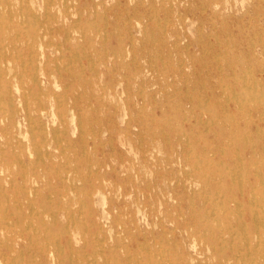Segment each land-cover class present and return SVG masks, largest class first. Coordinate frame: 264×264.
I'll list each match as a JSON object with an SVG mask.
<instances>
[{"label":"rangeland","instance_id":"1","mask_svg":"<svg viewBox=\"0 0 264 264\" xmlns=\"http://www.w3.org/2000/svg\"><path fill=\"white\" fill-rule=\"evenodd\" d=\"M160 1L0 0V264H220L207 228L236 226L244 190L212 164L257 184L264 202V1ZM254 225L260 253L233 264H264V222Z\"/></svg>","mask_w":264,"mask_h":264},{"label":"bare ground","instance_id":"2","mask_svg":"<svg viewBox=\"0 0 264 264\" xmlns=\"http://www.w3.org/2000/svg\"><path fill=\"white\" fill-rule=\"evenodd\" d=\"M6 1V0H5ZM8 1V0H7ZM45 1H47V0H45ZM71 0H69V2H70ZM79 1V0H78ZM131 1V0H130ZM164 1V0H163ZM162 1V2H163ZM264 1V0H263ZM22 2V1H21ZM29 2V1H28ZM49 2V1H48ZM48 2H46V4L45 5H49L50 3H48ZM68 2V1H67ZM73 2V1H72ZM161 2V1H160ZM161 2V3H162ZM52 3V2H51ZM125 3V2H124ZM128 3V2H127ZM172 3V1L169 3V4H171ZM29 4V3H28ZM86 4V3H85ZM118 4V3H117ZM173 4V3H172ZM261 4V3H260ZM3 5V4H2ZM5 5V4H4ZM95 6L94 7H96V4H94ZM161 5V4H160ZM22 6V5H21ZM20 6V7H21ZM99 6V5H98ZM263 6V5H262ZM75 7V6H74ZM157 7V6H156ZM168 7V6H167ZM5 8V7H4ZM22 8V7H21ZM32 8V7H31ZM65 8V7H64ZM71 8V7H70ZM80 8V7H79ZM105 8V7H104ZM158 8V7H157ZM207 8V7H206ZM259 8V7H258ZM261 8V7H260ZM30 9V8H29ZM33 9V8H32ZM52 9V8H51ZM55 9V8H54ZM66 9V8H65ZM136 9V8H135ZM134 9V10H135ZM8 10H10V9H8ZM8 10H7V12H8ZM27 10V9H26ZM26 10H25V13H26ZM59 10V9H58ZM84 10H85V8H84ZM104 10V9H103ZM125 10H126V8H125ZM12 10H10V12H11ZM21 11V10H20ZM27 11H29V10H27ZM64 11V10H63ZM77 11H79V10H77ZM97 11V10H96ZM155 11V10H154ZM170 11V10H169ZM16 12V11H15ZM32 12V11H31ZM30 12V13H31ZM34 12V11H33ZM32 12V13H33ZM56 12V11H55ZM60 12V11H59ZM80 12V11H79ZM107 12V11H106ZM105 12V13H106ZM126 12H127V10H126ZM35 13V12H34ZM41 13V12H40ZM67 13V12H66ZM68 13H70L69 11H68ZM117 13H118V11H117ZM16 14V13H15ZM36 14V13H35ZM49 14V13H48ZM54 14V13H53ZM57 14V13H56ZM82 14V13H81ZM31 15H33V14H31ZM37 15V14H36ZM38 15H40V14H38ZM50 15V14H49ZM69 15V14H68ZM165 15V14H164ZM44 16V15H43ZM53 16V15H52ZM59 16V15H58ZM70 16V15H69ZM131 16V15H130ZM168 16V15H167ZM4 17V16H3ZM37 17H39V16H37ZM61 17V16H60ZM156 17V16H155ZM166 16H164V18H165ZM169 17V16H168ZM193 17V16H192ZM5 18H7V16L5 15ZM9 18H11V17H9ZM23 18V17H22ZM34 18V17H33ZM44 18V17H43ZM53 18H56V17H53ZM99 18H100V16H99ZM119 18V17H118ZM132 18V17H131ZM41 19V18H40ZM51 19V18H50ZM188 19V18H187ZM198 19H200V18H198ZM28 20V19H27ZM39 20V19H38ZM37 20V21H38ZM45 20V19H44ZM44 20H43V22H44ZM55 20V19H54ZM73 20H75V19H73ZM77 20H78V18H77ZM116 20H117V18H116ZM24 21V20H23ZM22 20H21V23L23 22ZM42 21V20H41ZM40 21V22H41ZM47 21V20H46ZM50 21V20H49ZM52 21V20H51ZM227 21V20H226ZM29 22V21H28ZM33 22V21H32ZM75 22V21H74ZM76 22H78V21H76ZM260 22V21H259ZM2 23V22H1ZM9 23V22H8ZM52 23H54V22H52ZM79 23H80V21H79ZM203 23V22H202ZM41 24V23H40ZM46 24V23H45ZM165 24V23H164ZM163 24V25H164ZM213 24V23H212ZM257 24V23H256ZM9 25V24H8ZM32 25H34L33 23H32ZM47 25V24H46ZM78 25V24H77ZM82 25V24H81ZM94 25V24H93ZM107 25V24H106ZM118 25V24H117ZM217 25V24H216ZM258 25H260V24H258ZM6 26H7V24H6ZM15 26V25H14ZM28 26V25H27ZM35 26V25H34ZM42 26V25H41ZM40 26V27H41ZM48 26H49V24H48ZM51 26V25H50ZM49 26V27H50ZM71 26V25H70ZM74 26H76V25H74ZM131 26V25H130ZM139 26H140V24H139ZM200 26V25H199ZM201 26H204V23H203V25H201ZM212 26V25H211ZM245 26V25H244ZM249 26V25H248ZM255 26V25H254ZM5 27V26H4ZM10 27V26H9ZM17 27V26H16ZM24 28H25V26H23ZM69 27V26H68ZM164 27V26H163ZM260 27V26H259ZM259 27H257V30H258V28ZM0 28H2V26L0 27ZM42 28V27H41ZM45 28V27H44ZM56 28V27H55ZM59 28V27H58ZM80 28V27H79ZM97 28V27H96ZM101 28V27H100ZM36 29V28H35ZM49 29V28H48ZM77 29H78V27H77ZM201 29V28H200ZM199 29V30H200ZM216 29H217V26H216ZM227 29V28H226ZM225 29V30H226ZM7 30V29H6ZM10 30V29H9ZM26 30V29H25ZM30 30V29H29ZM28 30V31H29ZM50 30H51V28H50ZM60 30V29H59ZM68 30V29H67ZM100 30V29H99ZM160 30V29H159ZM261 30H262V28H261ZM16 31H17V28H16ZM37 31H38V29H37ZM69 31H70V28H69ZM76 31H78V30H76ZM263 31V30H262ZM262 31H261V33H262ZM23 32H25V31H23ZM80 32V31H79ZM84 32V31H83ZM83 32L81 33V34H83ZM237 32H240V31H237ZM259 32V31H258ZM4 33V32H3ZM7 33V32H6ZM6 33H5V35H6ZM26 33V32H25ZM72 32H70V34H71ZM145 33V32H144ZM203 33V32H202ZM15 34H17V33H15ZM19 34H20V31H19ZM34 34V33H33ZM44 34V33H43ZM69 34V35H70ZM77 34V33H76ZM179 34V33H178ZM213 34V33H212ZM211 34V35H212ZM218 34V33H217ZM233 34V33H232ZM260 34V33H259ZM26 35V34H25ZM29 35V34H28ZM202 35V34H201ZM208 35V34H207ZM207 35H205V36H207ZM210 35V36H211ZM247 35V34H246ZM8 36V35H7ZM6 36V37H7ZM30 36V35H29ZM33 36V35H32ZM39 36V35H38ZM147 36V35H146ZM178 36V35H177ZM200 36V35H199ZM198 36V37H199ZM203 36H204V34H203ZM213 36V35H212ZM233 36H234V34H233ZM250 36V35H249ZM1 37H3V36H1ZM27 37V36H26ZM43 37V36H42ZM53 37H54V35H53ZM202 37V36H201ZM209 37V36H208ZM215 37V36H214ZM220 37V36H219ZM19 38V37H18ZM22 38V37H21ZM80 38V37H79ZM207 38V37H206ZM240 38H242V37H240ZM246 38V37H245ZM251 38V37H250ZM6 39V38H5ZM32 38H30V40H31ZM43 39V38H42ZM94 39V38H93ZM158 39V38H157ZM205 39V38H204ZM254 39V38H253ZM260 39V38H259ZM263 40H264V38H262ZM7 40V39H6ZM27 40V39H26ZM29 40V39H28ZM34 40V39H33ZM199 40H201L200 38H199ZM198 40V41H199ZM220 40H221V38H220ZM17 41H18V39H17ZM51 41V40H50ZM70 41V40H69ZM143 41V40H142ZM256 41H257V39H256ZM35 42H36V40H35ZM35 42H34V44H35ZM37 42H39V41H37ZM247 42V41H246ZM52 43H54V42H52ZM61 43V42H60ZM60 43H58V44H60ZM199 43V42H198ZM202 43V42H201ZM200 43V44H201ZM209 43V42H208ZM49 44V43H48ZM57 44V45H58ZM88 44H89V42H88ZM142 44H143V42H142ZM166 44V43H165ZM204 44V43H203ZM233 44H234V42H233ZM264 44V43H263ZM27 45V44H26ZM60 45H62V43L60 44ZM144 45V44H143ZM190 45V44H189ZM188 44L186 45V46H189ZM212 45H213V43H212ZM241 44H239V46H240ZM262 45V44H261ZM2 46V45H1ZM31 46V45H30ZM39 46V45H38ZM46 46H48V45H46ZM45 46V47H46ZM225 46V45H224ZM264 46V45H263ZM18 47V46H17ZM59 47V46H58ZM79 47V46H78ZM89 47V46H88ZM211 47V46H210ZM237 47V46H236ZM47 48V47H46ZM123 48V47H122ZM207 48V47H206ZM212 48V47H211ZM16 49V48H15ZM33 49V48H32ZM38 49H40V48H38ZM205 49V48H204ZM1 50V49H0ZM171 50V49H170ZM222 50V49H221ZM62 51V50H61ZM73 51V50H72ZM95 51V50H94ZM105 51H106V49H105ZM121 51V50H120ZM226 51V50H225ZM244 51V50H243ZM249 51V50H248ZM8 51H6V53H7ZM18 52V51H17ZM20 52V51H19ZM180 52V51H179ZM253 52V51H252ZM4 53V52H3ZM41 53V52H40ZM91 53V52H90ZM95 53V52H94ZM127 53V52H126ZM129 53V52H128ZM228 53V52H227ZM254 53H255V51H254ZM8 54V53H7ZM7 54H6V56H7ZM33 54V53H32ZM36 54H37V52H36ZM77 54V52L75 53V55ZM82 54V53H81ZM92 54V53H91ZM215 54V53H214ZM217 54H218V52H217ZM216 54V55H217ZM222 54V53H221ZM229 54V53H228ZM253 54V53H252ZM23 55V54H22ZM30 55V54H29ZM62 55V54H61ZM60 55V56H61ZM64 55V54H63ZM66 55V54H65ZM150 55V54H149ZM161 55V54H160ZM212 55H213V53H212ZM1 56V55H0ZM5 56V55H4ZM17 56V55H16ZM37 56V55H36ZM39 56V55H38ZM71 57L73 56V54L72 55H70ZM82 56V55H81ZM80 56V57H81ZM86 56H88V55H86ZM91 56V55H90ZM99 56V55H98ZM126 56V55H125ZM151 56V55H150ZM172 56V55H171ZM192 56H193V54H192ZM195 56V55H194ZM193 56V57H194ZM234 56V55H233ZM236 56V55H235ZM250 56V55H249ZM254 56V55H253ZM253 56H251V57H253ZM258 56V55H257ZM3 57V56H2ZM33 57V56H32ZM56 57V56H55ZM59 57V56H58ZM58 57H57V59H58ZM66 57V56H65ZM68 57V56H67ZM84 57V56H83ZM164 57V56H163ZM237 57V56H236ZM245 57V56H244ZM19 58H21V57H19ZM40 58V57H39ZM39 58H37V59H39ZM63 58H64V56H63ZM180 58V57H179ZM224 58V57H223ZM235 58V57H234ZM239 58V57H238ZM257 58V57H256ZM255 58V59H256ZM264 58V57H263ZM15 59H16V57H15ZM25 59V58H24ZM47 59H48V57H47ZM56 59V58H55ZM68 59H69V57H68ZM81 59V58H80ZM92 59V58H91ZM90 59V60H91ZM98 59H99V57H98ZM164 59H165V57H164ZM230 59V58H229ZM243 59H245V58H243ZM242 59V60H243ZM53 60V59H52ZM73 60V59H72ZM82 60V59H81ZM88 60V59H87ZM94 60V59H93ZM180 60H181V58H180ZM179 60V61H180ZM206 60V59H205ZM210 60V59H209ZM209 60H207V61H209ZM235 60V59H234ZM249 60H251L250 58H249ZM6 61V60H5ZM39 61V60H38ZM42 61V60H41ZM48 61V60H47ZM60 61V60H59ZM66 61V60H65ZM92 61V60H91ZM98 61V60H97ZM226 61V60H225ZM246 61V60H245ZM24 62V61H23ZM58 62V61H57ZM167 62V61H166ZM248 62H250V61H248ZM260 62H262L261 60H260ZM30 63V62H29ZM56 63V62H55ZM74 63H76V62H74ZM78 63V62H77ZM156 63V62H155ZM171 63H173L172 61H171ZM202 63V62H201ZM217 63V62H216ZM223 63V62H222ZM13 64H14V62H13ZM82 64V63H81ZM90 64V63H89ZM208 64V63H207ZM213 64V63H212ZM242 64V63H241ZM259 64V63H258ZM36 65H37V63H36ZM40 65V64H39ZM68 65V64H67ZM203 65H204V63H203ZM205 65H206V61H205ZM252 65V64H251ZM15 66V65H14ZM22 67H23V64L21 65ZM45 66V65H44ZM59 66H60V64H59ZM66 66V65H65ZM89 66V65H88ZM222 66V65H221ZM231 66H232V64H231ZM234 66H236V65H234ZM247 66V65H246ZM8 67V66H7ZM17 67V66H16ZM15 67V68H16ZM54 67H56V66H54ZM67 67V66H66ZM74 67V66H73ZM263 67V66H262ZM262 67H260V68H262ZM26 68H27V66H26ZM38 68H39V66H38ZM37 68V69H38ZM80 68H82V66L80 67ZM90 68H93V67H89V69ZM167 68V67H166ZM219 68V67H218ZM228 68H229V66H228ZM231 68V67H230ZM235 68V67H234ZM247 68V67H246ZM252 68V67H251ZM17 69H18V67H17ZM17 69H15V70H17ZM33 69V68H32ZM53 69H55V68H53ZM67 69V71H70V70H68V68H66ZM232 69V68H231ZM245 69V68H244ZM243 69V70H244ZM6 70V69H5ZM34 70V69H33ZM84 70V69H83ZM93 70V69H92ZM247 70V69H246ZM37 71V70H36ZM231 71H233V70H231ZM245 71V70H244ZM6 72H7V70H6ZM21 72V71H20ZM53 72H54V70H53ZM61 72V71H60ZM97 72H98V70H97ZM263 72H264V70H263ZM16 73V72H15ZM22 73V72H21ZM27 73V72H26ZM38 73V72H37ZM59 73V72H58ZM70 73H72V72H70ZM210 73V72H209ZM220 73V72H219ZM229 73V72H228ZM235 73V72H234ZM233 73V74H234ZM258 73V72H257ZM262 73V72H261ZM5 74V73H4ZM14 74V73H13ZM157 74H158V71H157ZM185 74H187V72L185 73ZM200 74V73H199ZM247 74V73H246ZM252 74H253V72H252ZM3 75V74H2ZM7 75V74H6ZM21 75V74H20ZM61 75V74H60ZM243 75H244V73H243ZM254 75V74H253ZM252 75V76H253ZM16 76V75H15ZM22 76V75H21ZM27 76V75H26ZM73 76L75 77V75L73 74ZM223 76V75H222ZM227 76V75H226ZM233 76V75H232ZM6 77V76H5ZM8 77V76H7ZM13 77H14V75H13ZM31 77H32V75H31ZM70 77V76H69ZM186 77H188V76H186ZM194 77H195V75H194ZM204 77V76H203ZM221 77V76H220ZM228 77V76H227ZM250 77V76H249ZM176 78V77H175ZM191 78V77H190ZM214 78V77H213ZM243 78V77H242ZM258 78V77H257ZM260 78V77H259ZM36 79H38V77L36 76V74H34L33 75V79L32 80H36ZM56 79V78H55ZM220 80H221V78H220ZM261 80V79H260ZM23 81H24V79H23ZM23 81H20V83L21 82H23ZM37 81V80H36ZM57 81V80H56ZM75 81V80H74ZM199 81V80H198ZM204 81V80H203ZM243 81H244V79H243ZM242 81V82H243ZM249 81V80H248ZM254 81H256V80H254ZM44 82V81H43ZM188 82H189V80H188ZM221 82V81H220ZM251 82V81H250ZM11 82H9V84H10ZM25 83V82H24ZM71 83V82H70ZM208 83V82H207ZM244 83V82H243ZM252 83V82H251ZM43 84V83H42ZM57 84V83H56ZM185 84H186V81H185ZM204 84V83H203ZM219 84V83H218ZM223 84V83H222ZM231 83H229V85H230ZM8 85V84H7ZM23 85V84H22ZM68 85H69V83H68ZM67 85V86H68ZM176 85V84H175ZM226 85V84H225ZM228 85V84H227ZM235 85V84H234ZM249 85V84H248ZM9 86V85H8ZM8 86H6V87H8ZM146 86V85H145ZM144 86V87H145ZM167 86V85H166ZM205 86H206V84H205ZM220 86V85H219ZM231 86V85H230ZM10 87H12L11 85H10ZM23 87V86H22ZM25 88H26V86H24ZM84 87V86H83ZM224 87V86H223ZM228 87V86H227ZM226 87V88H227ZM234 87V86H233ZM249 87V86H248ZM21 88V87H20ZM29 87H27L25 90H27ZM63 88V87H62ZM74 88H76V87H74ZM193 88H195V87H193ZM219 88V87H218ZM217 88V89H218ZM43 89V88H42ZM64 89V88H63ZM181 89V88H180ZM211 89V88H210ZM45 91L47 90V89H44ZM43 90V91H44ZM55 90V89H54ZM173 90H175V89H173ZM247 90H249V89H247ZM28 91V90H27ZM39 91V90H38ZM43 91H42V93H43ZM157 91V90H156ZM177 91V90H176ZM223 91V90H222ZM227 91H228V89H227ZM226 91V92H227ZM259 91H261V90H259ZM160 92V91H159ZM189 92V91H188ZM229 92V91H228ZM227 92V93H228ZM233 92V91H232ZM244 92V91H243ZM9 93V92H8ZM53 93H55V92H53ZM104 93V92H103ZM124 93V92H123ZM190 93V92H189ZM188 93V94H189ZM237 93V92H236ZM251 93V92H250ZM254 93V92H253ZM10 95H11V93H9ZM24 94H25V92H24ZM30 94V93H29ZM46 94V93H45ZM222 94V93H221ZM260 94V93H259ZM9 95V96H10ZM26 95V94H25ZM34 95V94H33ZM39 95V94H38ZM43 95H44V93H43ZM53 95V94H52ZM66 95H67V93H66ZM103 95V94H102ZM124 94H122V96H123ZM156 95V94H155ZM216 95V94H215ZM228 95V94H227ZM233 95V94H232ZM247 95V94H246ZM251 95V94H250ZM3 96V95H2ZM12 96V95H11ZM101 96V95H100ZM143 96V95H142ZM201 96V95H200ZM222 96V95H221ZM240 96V95H239ZM242 96V95H241ZM256 96V95H255ZM260 96V95H259ZM262 96H263V94H262ZM40 97H42V95H40ZM57 97V96H56ZM76 97V96H75ZM220 97V96H219ZM227 97V96H226ZM250 97V96H249ZM253 97V96H252ZM257 97V96H256ZM1 98V97H0ZM38 98V97H37ZM49 98V97H48ZM47 98V99H48ZM153 98H155V97H153ZM209 98V97H208ZM215 98V97H214ZM65 99V98H64ZM63 99V100H64ZM67 99V98H66ZM217 99V98H216ZM243 99V98H242ZM253 99H254V101H258V99L259 98H255V97H253ZM2 100V99H1ZM26 100V99H25ZM28 100V99H27ZM26 100V101H27ZM40 100V99H39ZM155 100V99H154ZM223 100V99H222ZM221 100V101H222ZM249 100V99H248ZM247 100V101H248ZM260 100V99H259ZM3 101V100H2ZM34 101V100H33ZM42 101V100H41ZM233 101V100H232ZM254 101H252V102H254ZM264 101V100H263ZM262 101V102H263ZM7 102V101H6ZM5 102V103H6ZM43 102V101H42ZM41 102V103H42ZM191 102V101H190ZM9 103V102H8ZM40 103V102H39ZM145 103V102H144ZM226 103V102H225ZM256 103V102H255ZM25 104H26V102H25ZM43 104V103H42ZM50 104H51V101H50ZM19 105V104H18ZM65 105V104H64ZM68 105V104H67ZM178 105H180V104H178ZM224 105V104H223ZM222 105V106H223ZM237 105V104H236ZM247 105H248V103H247ZM256 105V104H255ZM254 105V106H255ZM261 105V104H260ZM59 105H57V107H58ZM249 106V105H248ZM53 108H54V106H52ZM51 107V108H52ZM5 108V107H4ZM18 108V107H17ZM52 108V109H53ZM144 108H146V107H144ZM144 108H141V109H144ZM154 108V107H153ZM152 108V109H153ZM155 108H156V105H155ZM213 108V107H212ZM250 108H252V107H250ZM6 109V108H5ZM64 109H66V108H64ZM73 109H75V107L73 106ZM140 109V110H141ZM224 109V108H223ZM18 110H19V108H18ZM40 112H43L44 110H45V107H43V108H39L38 109ZM53 111V110H52ZM214 111H215V108H214ZM8 112V111H7ZM60 112V114L63 116L65 113H63V110L62 109H59V111H58V113ZM126 112V111H125ZM223 112V111H222ZM30 113V112H29ZM185 114V113H184ZM230 114V113H229ZM10 115H11V113H10ZM40 115V114H39ZM39 115H38V117H39ZM233 115H234V113H233ZM28 116V115H27ZM31 116V115H30ZM91 116V115H90ZM207 116V115H206ZM228 116V115H227ZM10 117H12V116H10ZM200 117H202V116H200ZM261 117V116H260ZM2 118V117H1ZM29 118V117H28ZM73 118H75V117H73ZM218 118V117H217ZM228 118V117H227ZM3 119V118H2ZM1 119V120H2ZM39 119H41V118H39ZM62 119V118H61ZM185 119V118H184ZM184 119H183V121H184ZM191 119V118H190ZM214 119V118H213ZM228 119H230V118H228ZM231 119H232V117H231ZM243 119V118H242ZM262 119V118H261ZM6 120V119H5ZM34 120V119H33ZM219 120V119H218ZM37 121V120H36ZM196 121V120H195ZM229 121V120H228ZM3 122V121H2ZM41 122V121H40ZM62 122V121H61ZM75 122V121H74ZM206 122V121H205ZM204 122V123H205ZM234 122H235V120H234ZM239 122V121H238ZM247 122V121H246ZM217 123V122H216ZM229 123H231L230 121H229ZM236 123V122H235ZM245 123V122H244ZM19 124V123H18ZM45 124V123H44ZM55 124V123H54ZM129 124V123H128ZM208 124V123H207ZM232 124V123H231ZM35 125H36V123H35ZM41 126V125H40ZM38 127L39 129L41 128V127ZM59 126V125H58ZM219 126V125H218ZM256 126H258V125H256ZM16 127V126H15ZM26 127V126H25ZM93 127V126H92ZM239 126H237V128H238ZM244 127V126H243ZM248 127V126H247ZM36 128V127H35ZM34 128V129H35ZM37 128V129H38ZM129 128V130H130V126L128 127ZM205 128V127H204ZM224 128V127H223ZM5 129V128H4ZM49 129V128H48ZM54 129V128H53ZM207 129V128H206ZM219 129H221V128H219ZM243 129V128H242ZM15 130V129H14ZM64 130H66L65 128H64ZM63 130V131H64ZM149 130V129H148ZM247 130V129H246ZM30 131V130H29ZM67 131V130H66ZM261 132V131H260ZM8 133V132H7ZM46 133H47V131H46ZM153 133H154V130H153ZM217 133V132H216ZM263 133V132H262ZM63 134H65V133H63ZM62 134V135H63ZM69 134V133H68ZM149 134V133H148ZM38 135V134H37ZM43 135H44V133H43ZM230 135V134H229ZM242 135V134H241ZM243 135H244V132H243ZM23 136V135H22ZM21 136V137H22ZM28 136V135H27ZM60 136V135H59ZM155 136V135H154ZM153 136V137H154ZM225 136V135H224ZM238 136H240V135H238ZM17 137V136H16ZM222 137V136H221ZM241 137V136H240ZM245 137V136H244ZM243 137V138H244ZM253 137V136H252ZM2 138V137H1ZM43 138H45L44 136H43ZM112 138V137H111ZM144 138V137H143ZM199 138V137H198ZM243 138L241 139V140H243ZM2 139H4V138H2ZM60 139V138H59ZM58 139V140H59ZM64 139V138H63ZM100 139V138H99ZM187 139H188V137H187ZM204 139V138H203ZM239 139V138H238ZM252 139V138H251ZM258 139V138H257ZM256 139V140H257ZM16 140H18V139H16ZM60 140H62V139H60ZM101 140V139H100ZM22 141V140H21ZM66 141V140H65ZM68 141V140H67ZM184 141H186V140H184ZM189 141V140H188ZM187 141V142H188ZM237 141V140H236ZM240 140H238V142H239ZM245 141V140H244ZM18 142V141H17ZM100 142V141H99ZM128 142V141H127ZM241 142V141H240ZM247 142V141H246ZM36 143V142H35ZM101 143V142H100ZM140 143V142H139ZM21 144V143H20ZM58 144V143H57ZM211 144V143H210ZM252 144H254V143H252ZM256 144V143H255ZM62 145H63V143H62ZM69 145H70V143H69ZM188 145V144H187ZM23 146V145H22ZM21 145H20V147H22ZM40 146V145H39ZM71 146V145H70ZM205 146V145H204ZM229 146H231V145H229ZM253 146V145H252ZM35 147V146H34ZM57 147H58V145H57ZM74 147H76V146H74ZM1 148V147H0ZM15 148V147H14ZM47 148V147H46ZM64 148V147H63ZM211 148V147H210ZM41 150H42V148H40ZM39 149V150H40ZM63 150V149H62ZM30 151V150H29ZM34 151H35V149H34ZM196 151V150H195ZM40 152V151H39ZM49 152V151H48ZM128 152V151H127ZM135 152V151H134ZM245 152V151H244ZM16 153V152H15ZM47 153V152H46ZM221 153H224V151H220L219 149L215 152V154H221ZM238 153V152H237ZM39 154V153H38ZM190 154H192V153H190ZM259 154V153H258ZM196 155V154H195ZM51 156H52V154H51ZM197 156V155H196ZM234 156H236V155H234ZM254 156V155H253ZM19 157V156H18ZM32 157V156H31ZM121 157V156H120ZM135 157V156H134ZM199 157V156H198ZM255 157V156H254ZM151 158H153V157H151ZM242 158V157H241ZM121 159H123V157H121ZM200 159V158H199ZM233 159H234V157H233ZM35 160V159H34ZM258 160V159H257ZM15 161V160H14ZM17 161V160H16ZM22 161V160H21ZM20 161V162H21ZM71 161V160H70ZM200 161H201V159H200ZM221 161H222V159H221ZM226 161V160H225ZM54 163V162H53ZM202 163L205 165V166H207V167H210L211 168V165H210V162L208 161V159H206V160H203L202 159ZM201 163V164H202ZM235 163V162H234ZM237 163H240V162H237ZM245 163V162H244ZM243 163V164H244ZM254 163H255V161H254ZM24 164V163H23ZM8 165V164H7ZM90 165V164H89ZM92 165V164H91ZM90 165V166H91ZM99 165V164H98ZM175 165V164H174ZM225 165H227V164H225ZM238 165V164H237ZM61 166V165H60ZM64 166H65V164H64ZM76 166V165H75ZM236 166V165H235ZM240 166V165H239ZM5 167V166H4ZM34 167V166H33ZM42 167V166H41ZM101 167V166H100ZM212 167H213V172H214V174H216L217 176H219V177H221V178H230L231 180H232V183H231V185H230V189L231 188H233V187H236L237 188V185H239V183L241 184V186H242V190H244V191H242V192H244L243 193V195H242V197H241V199L239 200H235V202L240 206V207H243V209L241 210V208L240 207H236V210H234V211H238L239 213H240V218H238L237 219V223H236V226L235 227H232L231 225H227V226H224V227H221L222 226V224H220V223H218L217 224V226L216 227H214L215 226V224L212 222L211 224H209V228H207V230L208 231H211V230H214L215 232H216V234H215V236H212V238L211 239H208L207 238V242L206 243H208V247L209 248H211V247H215V249H213V254L215 255V258L216 259H218L219 260V262H220V264H233V263H235L236 262V259L238 258V257H247V256H251V255H254V254H259L260 253V250L258 249H256L255 248V246L253 245L254 244V242L256 243V239L258 238V235H259V232H258V230H257V228H256V226L254 225V224H259V223H263L264 222V202H259L258 200H257V196L255 197L254 195H256L255 194V186L257 185V184H255L254 182H250V181H246L245 180V182L244 181H242V178H239V177H241L242 175L240 174V176H237L238 175V173H237V175L235 176L233 173H231L230 172V170L229 171H227L226 169L228 168L227 166V168L226 169H223V168H220L217 164H212ZM241 167H242V165H241ZM254 167H256L255 165H254ZM28 168V167H27ZM35 168V167H34ZM70 168V167H69ZM92 168V167H91ZM99 168V167H98ZM236 168V167H235ZM258 168V167H257ZM256 168V169H257ZM51 169V168H50ZM49 169V170H50ZM93 169V168H92ZM171 169V168H170ZM197 169V168H196ZM238 169V168H237ZM14 170V169H13ZM54 170V169H53ZM58 170V169H57ZM107 170V169H106ZM115 170V169H114ZM138 170V169H137ZM167 170H169V169H167ZM261 170V169H260ZM27 171V170H26ZM95 171H96V169H95ZM232 171H233V169H232ZM257 171V170H256ZM258 171H259V169H258ZM57 172V171H56ZM67 172H69V171H67ZM89 172H91V171H89ZM187 172H189V171H187ZM242 172V171H241ZM92 173V172H91ZM101 173V172H100ZM168 173V172H167ZM212 173V172H211ZM15 174V173H14ZM18 174V173H17ZM58 174V173H57ZM90 174V173H89ZM185 174V173H184ZM0 175H2V174H0ZM19 175H21V173L19 174ZM24 175V174H23ZM26 175V174H25ZM28 175V174H27ZM100 175V174H99ZM98 175V176H99ZM246 175V174H245ZM255 175V174H254ZM8 176H9V174H8ZM62 176V175H61ZM131 176V175H130ZM261 176H263V175H261ZM3 177V176H2ZM67 177V176H66ZM129 177V176H128ZM174 177V176H173ZM210 177V176H209ZM234 177V178H233ZM246 177H248V176H246ZM260 177V176H259ZM13 178V177H12ZM15 178V177H14ZM28 178V177H27ZM26 178V179H27ZM130 178V177H129ZM179 178V177H178ZM23 179V178H22ZM33 179V178H32ZM62 179V178H61ZM234 179V180H233ZM261 179H262V177H261ZM11 180V179H10ZM16 180V179H15ZM36 180V179H35ZM181 180H183V179H181ZM14 181V180H13ZM29 181V180H28ZM27 181V182H28ZM105 181V180H104ZM172 181V180H171ZM177 181V180H176ZM184 181V180H183ZM195 181V180H194ZM207 181V180H206ZM204 181V183H205V185H207V184H209V182L207 181ZM76 182V181H75ZM149 182V181H148ZM4 183V182H3ZM13 183V182H12ZM18 183V182H17ZM24 183V182H23ZM104 183V182H103ZM124 183H125V181H124ZM150 183V182H149ZM157 183V182H156ZM172 183H173V181H172ZM185 183V182H184ZM262 183H264V182H262ZM69 184V183H68ZM77 184V183H76ZM160 184V183H159ZM2 185V184H1ZM83 185V184H82ZM146 185H148V184H146ZM163 185V184H162ZM120 186V185H119ZM10 187H12V186H10ZM23 187V186H22ZM21 187V188H22ZM52 186H50V188H51ZM19 188H20V186H19ZM27 188V187H26ZM31 188V187H30ZM36 188V187H35ZM34 188V189H35ZM49 188V189H50ZM183 188H184V186H183ZM222 188V187H221ZM224 191H227L228 190V188H227V190H225L226 188H222ZM234 189V188H233ZM1 190V189H0ZM17 190V189H16ZM23 190V189H22ZM29 190V189H28ZM38 190V189H37ZM130 190V189H129ZM4 191V190H3ZM18 191V190H17ZM264 191V190H263ZM6 192V191H5ZM24 192V191H23ZM28 192V191H27ZM33 192H34V190H33ZM36 192H38V191H36ZM57 192V191H56ZM75 192V191H74ZM129 192V191H128ZM204 192V191H203ZM1 193V192H0ZM7 193V192H6ZM17 193V192H16ZM28 193H30V192H28ZM35 193V192H34ZM90 193V192H89ZM92 193V192H91ZM12 194V193H11ZM31 194V193H30ZM40 194V193H39ZM217 194V193H216ZM222 194V193H221ZM257 194H258V192H257ZM9 195V194H8ZM49 195H50V193H49ZM193 195V194H192ZM10 196V195H9ZM16 196V195H15ZM46 196V195H45ZM113 196V195H112ZM137 196V195H136ZM190 196V195H189ZM259 196H261V195H259ZM12 197V196H11ZM14 197V196H13ZM12 197V198H13ZM25 197V196H24ZM35 197V196H34ZM53 197V196H52ZM51 197V198H52ZM206 197H208V196H206ZM206 197H204L203 199H206L207 200V198ZM210 197V196H209ZM3 198H5V197H3ZM26 198V197H25ZM49 198V197H48ZM47 198V199H48ZM229 198V197H228ZM234 198V197H233ZM168 199V198H167ZM192 199V198H191ZM237 199V198H236ZM260 199V198H259ZM5 200H6V198H5ZM4 200V201H5ZM17 200H19V199H17ZM72 200V199H71ZM176 200V199H175ZM190 201H192V200H190ZM233 201V200H232ZM263 201V200H262ZM7 202V201H6ZM18 202V201H17ZM20 202V201H19ZM37 202V201H36ZM59 202V201H58ZM145 202V201H144ZM143 202V203H144ZM217 202V201H216ZM216 202L214 201V199L213 198H209V205H211V206H213V207H215L214 208V211H216V209H217V205H216ZM16 203V202H15ZM22 203V201L20 202V204ZM28 203V202H27ZM82 203V202H81ZM223 203V202H222ZM29 204V203H28ZM50 204V203H49ZM140 204V203H139ZM181 204V203H180ZM13 205V204H12ZM18 205V204H17ZM42 205V204H41ZM82 205V204H81ZM8 206V205H7ZM43 206V205H42ZM41 206V207H42ZM59 206V205H58ZM61 206H63V205H61ZM69 206V205H68ZM83 206V205H82ZM85 206H86V204H85ZM145 206V205H144ZM180 206V205H179ZM29 207V206H28ZM40 207V209H42ZM50 207V206H49ZM69 207H71V206H69ZM87 207V206H86ZM139 207V206H138ZM230 207V206H229ZM257 207H259V208H261V213H262V215L261 214H259V213H257ZM6 208V207H5ZM18 208V207H17ZM80 208H81V206H80ZM221 208H223V207H221ZM226 208V209H225ZM3 209H4V207H3ZM53 209V208H52ZM55 209V208H54ZM61 209H63V208H61ZM70 209V208H69ZM82 209V208H81ZM139 209V208H138ZM159 209V208H158ZM224 209H225V211L227 212V213H230V212H232L231 210H229V208H227V207H224ZM223 209V210H224ZM31 210V209H30ZM38 210V209H37ZM42 210H44V209H42ZM59 209H57V211H58ZM65 210H67V209H65ZM129 210V209H128ZM153 210H155V209H153ZM170 210V209H169ZM1 211V210H0ZM4 212H5V209L3 210ZM72 211V210H71ZM91 211V210H90ZM136 211V210H135ZM134 211V212H135ZM176 211V210H175ZM180 211V210H179ZM21 212V211H20ZM43 212V211H42ZM53 212V211H52ZM44 213V212H43ZM56 213H58V212H56ZM120 213V212H119ZM140 213V212H139ZM172 213V212H171ZM233 213V212H232ZM9 214V213H8ZM16 214V213H15ZM14 214V215H15ZM20 214V213H19ZM38 214V213H37ZM68 214V213H67ZM90 214V213H89ZM141 214V213H140ZM200 214V213H199ZM22 215H24L23 214V212H22ZM73 215V214H72ZM91 215V214H90ZM135 215V214H134ZM196 215V214H195ZM5 216V215H4ZM3 216V217H4ZM43 216V215H42ZM83 216V215H82ZM2 216H1V218H3ZM56 217V216H55ZM66 217H67V215H66ZM72 218H73V216H71ZM120 217V216H119ZM181 217V216H180ZM212 216H210V218H211ZM226 217H229L227 214H226ZM28 218V217H27ZM30 218V217H29ZM50 218V217H49ZM68 218V217H67ZM83 218H84V216H83ZM134 218H135V216H134ZM144 218V217H143ZM195 218V217H194ZM204 216H201V217H199V219H198V222H199V224H201L202 225V223H203V221H204ZM6 219V218H5ZM18 219V218H17ZM23 219V218H22ZM22 219H21V221L20 222H22ZM77 219V218H76ZM142 219V218H141ZM162 219V218H161ZM213 219V218H212ZM8 220H9V218H8ZM25 220V219H24ZM32 220V219H31ZM34 220H36V219H34ZM119 220V219H118ZM159 220H160V218H159ZM206 220V219H205ZM220 220V219H219ZM2 221V220H1ZM19 221V220H18ZM49 221H50V219H49ZM59 221H60V219H59ZM73 221H74V219H73ZM117 221V220H116ZM221 221V220H220ZM219 221V222H220ZM244 221V222H243ZM247 221H250L251 223H252V227H250V229H249V227L247 226ZM3 222V221H2ZM6 222H8L7 220H6ZM10 222V221H9ZM214 222L216 223L217 222V219L215 218L214 219ZM224 222V221H223ZM15 223V222H14ZM31 222L29 221V224H30ZM228 223H230L229 221H228ZM2 224V223H1ZM5 224V223H4ZM10 224V223H9ZM23 224V223H22ZM189 224V223H188ZM72 225H73V223H72ZM78 225V224H77ZM194 225V224H193ZM214 225V226H213ZM34 226V225H33ZM66 226V225H65ZM68 226V225H67ZM87 226V225H86ZM156 226V225H155ZM166 226V225H165ZM205 226H207V225H205ZM25 227V226H24ZM24 227H23V229H24ZM100 227H102V226H100ZM208 227V226H207ZM4 228H6V227H4ZM33 228V227H32ZM35 228V227H34ZM66 228H68V227H66ZM191 228V227H190ZM263 228V227H262ZM14 229V228H13ZM69 229V228H68ZM87 229V228H86ZM169 229V228H168ZM198 229H199V227H198ZM21 230V229H20ZM40 230V229H39ZM186 230V229H185ZM15 231V230H14ZM34 231V230H33ZM188 231H189V229H188ZM206 231V230H205ZM11 232V231H10ZM98 232V231H97ZM109 232V231H108ZM15 233V232H14ZM13 233V234H14ZM18 233V232H17ZM168 233V232H167ZM19 234V233H18ZM17 234V235H18ZM22 234V233H21ZM28 234V233H27ZM42 234V233H41ZM171 234V233H170ZM202 234V233H201ZM205 234V233H204ZM16 235V236H17ZM29 235V234H28ZM166 235H168V234H166ZM11 236H13V235H11ZM23 236V235H22ZM133 236V235H132ZM203 236V235H202ZM201 236V237H202ZM111 237V236H110ZM194 237V236H193ZM200 237V236H199ZM27 238V237H26ZM42 238V237H41ZM71 238V237H70ZM97 238V237H96ZM123 238V237H122ZM180 238V237H179ZM189 238V237H188ZM34 239H35V237H34ZM103 239V238H102ZM112 239V238H111ZM13 240V239H12ZM30 240V239H29ZM28 240V241H29ZM47 240V239H46ZM50 240V239H49ZM86 240V239H85ZM100 240V239H99ZM169 240V239H168ZM206 240V239H205ZM14 241V240H13ZM161 241V240H160ZM174 241V240H173ZM1 242V241H0ZM30 242V241H29ZM28 242V243H29ZM38 242V241H37ZM45 242V241H44ZM60 242V241H59ZM67 242H69L68 240H67ZM85 242V241H84ZM130 242V241H129ZM43 243V242H42ZM48 243V242H47ZM62 243V242H61ZM99 243V242H98ZM142 243V242H141ZM140 243V244H141ZM63 244V243H62ZM145 244V243H144ZM160 243H158V245H159ZM168 244V243H167ZM194 244V243H193ZM257 244V243H256ZM8 245V244H7ZM37 245V244H36ZM49 245V244H48ZM53 245V244H52ZM70 245V244H69ZM84 245V244H83ZM86 245V244H85ZM127 245V244H126ZM166 245V244H165ZM206 245V244H205ZM10 246H12V245H10ZM10 246H8L7 248H9ZM34 246V245H33ZM119 246V245H118ZM117 246V247H118ZM258 246V245H257ZM13 247V246H12ZM29 247V246H28ZM48 247V246H47ZM128 247V246H127ZM126 247V248H127ZM171 247H173V246H171ZM198 247V246H197ZM27 248V247H26ZM56 248V247H55ZM73 248V247H72ZM130 248V247H129ZM174 248V247H173ZM176 248V247H175ZM49 249V248H48ZM195 249H196V247H195ZM11 250V249H10ZM16 250V249H15ZM22 250H23V248H22ZM56 250V249H55ZM52 251H54V250H52ZM94 251V250H93ZM101 251V250H100ZM149 251V250H148ZM152 251V250H151ZM164 251H166V250H164ZM16 252V251H15ZM30 252V251H29ZM103 252V251H102ZM153 252V251H152ZM151 252V253H152ZM155 252V251H154ZM200 252V251H199ZM6 253V252H5ZM10 253H12V252H10ZM20 253H21V251H20ZM25 253V252H24ZM54 253V252H53ZM93 254L95 253V252H92ZM91 253V254H92ZM97 253V252H96ZM126 253V252H125ZM262 253H264V251L262 252ZM2 254V253H1ZM4 254V253H3ZM34 254V253H33ZM32 254V255H33ZM52 254V253H51ZM56 254H58V253H56ZM74 254V253H73ZM88 254H90V253H88ZM20 255V254H19ZM77 255V254H76ZM131 255V254H130ZM200 255V254H199ZM21 256H22V254H21ZM35 256V255H34ZM71 256H72V254H71ZM70 256V257H71ZM107 256V255H106ZM19 257V256H18ZM58 257V256H57ZM69 257V258H70ZM110 257H112V256H110ZM148 257V256H147ZM183 257V256H182ZM260 257H262V256H260ZM264 257V256H263ZM13 258H15V257H13ZM20 258V257H19ZM18 258V259H19ZM31 258H33V257H31ZM36 258V257H35ZM40 258V257H39ZM56 258V257H55ZM59 258V257H58ZM77 258V257H76ZM100 258V257H99ZM129 258V257H128ZM178 258V257H177ZM181 258V257H180ZM16 259V258H15ZM30 259V258H29ZM96 259V258H95ZM109 259V258H108ZM111 259V258H110ZM126 259H127V257H126ZM152 259H154V258H152ZM159 259H161L160 257H159ZM12 260V259H11ZM23 260V259H22ZM21 260V261H22ZM64 260V259H63ZM74 260V259H73ZM93 260V259H92ZM104 260H105V258H104ZM143 260V259H142ZM8 261V260H7ZM13 261V260H12ZM17 261V260H16ZM35 261H36V259H35ZM59 261H60V259H59ZM70 261H72V260H70ZM69 261V262H70ZM82 261V260H81ZM109 261V260H108ZM148 261V260H147ZM155 261V260H154ZM4 262H5V260H4ZM18 262V261H17ZM25 262V261H24ZM42 262V261H41ZM40 262V263H41ZM94 262H95V260H94ZM104 262V261H103ZM110 262V261H109ZM151 262V261H150ZM259 262V261H258ZM33 263V262H32ZM54 263V262H53ZM89 263V262H88ZM106 263V262H105ZM148 263V262H147ZM164 263V262H163ZM179 263V262H178ZM196 263V262H195ZM202 263V262H201ZM7 264V263H6ZM23 264V263H22ZM31 264V263H30ZM48 264V263H47ZM141 264H143V263H141ZM254 264V263H253Z\"/></svg>","mask_w":264,"mask_h":264}]
</instances>
